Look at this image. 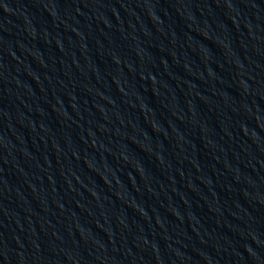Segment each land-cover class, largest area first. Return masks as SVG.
<instances>
[{
	"label": "water",
	"instance_id": "obj_1",
	"mask_svg": "<svg viewBox=\"0 0 264 264\" xmlns=\"http://www.w3.org/2000/svg\"><path fill=\"white\" fill-rule=\"evenodd\" d=\"M0 264H264V0H0Z\"/></svg>",
	"mask_w": 264,
	"mask_h": 264
}]
</instances>
